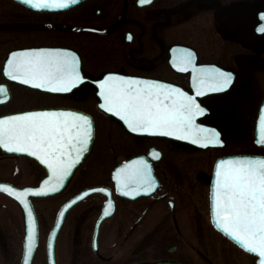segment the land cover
I'll list each match as a JSON object with an SVG mask.
<instances>
[{"label": "flooded vegetation", "instance_id": "obj_1", "mask_svg": "<svg viewBox=\"0 0 264 264\" xmlns=\"http://www.w3.org/2000/svg\"><path fill=\"white\" fill-rule=\"evenodd\" d=\"M109 1L83 0L52 11L15 1L29 12H11L10 20L0 22V84L8 89L7 99L0 100V117L28 108H72L88 115L94 126L93 146L61 181L64 187L51 195L32 197L40 232L43 219L35 200L68 192L51 210L47 264L48 236L67 202L71 205L63 214L54 243L55 264H216L217 258L229 252L226 244L233 243L212 219L216 161L237 153L264 154V146L255 143L264 99V31L259 30L264 25V0H149L143 4L123 0L115 13L108 10ZM40 13L48 14L40 20ZM40 29L49 38L40 41L35 33ZM11 39L12 46L7 47ZM36 46L74 53L85 79L60 91L31 88L8 77L4 69L10 54ZM186 53H190L191 63L177 67ZM214 68L234 73L228 88L200 86L202 73ZM110 73L183 89L208 110L195 117L196 123L215 129L223 143L197 144L196 139H203L205 133L194 135L190 142L180 135L136 132L127 127L120 115L103 106L98 82ZM25 91L36 94V103L17 104ZM249 125L254 146L247 150ZM140 157L150 165L149 192L140 191L148 186L141 177L130 175L134 168L144 169ZM45 179L57 183L52 169L38 157L0 145V183L23 187ZM97 185L102 188L74 200ZM25 228L24 208L0 189V247L4 252L13 242L10 231L16 230L23 254ZM39 244L40 236L37 250ZM22 254L18 264H22ZM11 259L0 254V264H12Z\"/></svg>", "mask_w": 264, "mask_h": 264}, {"label": "snow or ice", "instance_id": "obj_2", "mask_svg": "<svg viewBox=\"0 0 264 264\" xmlns=\"http://www.w3.org/2000/svg\"><path fill=\"white\" fill-rule=\"evenodd\" d=\"M76 0H26L37 9L64 8ZM147 3L149 0H139ZM264 17V14H261ZM264 31V25L259 28ZM180 63H191L190 53L182 55ZM7 76L41 88L67 91L85 77L79 69L74 53L66 49H25L13 51L4 69ZM234 79V73L214 68L202 73L200 86L209 90L226 89ZM104 107L120 115L128 127L136 132H167L177 136L205 133L197 143L222 144L219 133L213 128L198 125L195 117L208 110L194 96L183 89L165 82L139 77H125L110 73L99 82ZM7 86L0 84V100L7 99ZM92 135L91 118L70 109H45L25 111L0 117V145L9 150L31 153L52 169L57 183L63 181L69 170L79 161ZM257 143L264 145V108L258 119ZM156 154L155 150L152 152ZM144 169L134 168L130 175L141 177L152 190V178L147 161L138 158ZM137 162H133L136 164ZM121 170H118V172ZM217 184L213 202L218 226L238 239L250 252L259 254L258 264H264V156L236 155L221 159L216 168ZM120 179V176H117ZM47 183V181L45 182ZM27 206V192L53 191L51 188L15 190L0 184ZM107 191V189H105ZM134 195L136 193H128ZM29 216L32 214L28 207ZM107 214V211L106 213ZM32 237L29 236V253L32 252Z\"/></svg>", "mask_w": 264, "mask_h": 264}, {"label": "rangeland", "instance_id": "obj_3", "mask_svg": "<svg viewBox=\"0 0 264 264\" xmlns=\"http://www.w3.org/2000/svg\"><path fill=\"white\" fill-rule=\"evenodd\" d=\"M123 0H111L108 3V10L113 11L115 13L118 8L122 5ZM14 11L20 12V13H27L29 12L28 9L25 7L15 3L13 0H0V12H3L0 15V22L4 20H10L12 17L11 12ZM48 13H40V20H43L44 16L47 15ZM11 15V16H10ZM7 18V19H6ZM26 19V18H24ZM8 36L10 37V30H8ZM37 33V36L40 38V41H44L45 38H49V33L46 30H39ZM33 33V35H35ZM12 41L14 39L9 40L7 42L6 46L10 47L12 46ZM35 93L31 91H25L23 94L22 98H18L17 104H21L22 106H30L33 105V103H36L35 99ZM38 102V101H37ZM43 102H48L47 100H43ZM257 102L254 103L256 105ZM251 117L248 118V121L250 123ZM249 132L247 136V150L249 147L254 146V141L253 137L251 134V126L249 125ZM244 149V148H242ZM94 178V177H91ZM68 192H64L60 195H57L53 198L48 197V198H43V199H38L35 200V204L37 206V209L41 213L43 223L40 228V244L39 248L36 253L35 261L34 264H47V258H46V238H47V233H48V227L47 224L49 223V219H51V210L56 209L60 205V203L63 201V199L66 197ZM6 201V200H5ZM7 202L10 204L11 202L7 200ZM22 232V229H21ZM12 233V234H11ZM10 236H13V242L10 243L9 246V251L4 252L2 248L0 247V254L3 256L7 255L11 259L12 264H18L20 256L22 254V238L18 234L16 230L10 231ZM229 243V244H228ZM226 245L230 249L229 252L225 257L217 258V263L216 264H256V257L248 252H245L243 250H240L238 247H236L233 243L228 242ZM15 259V260H14Z\"/></svg>", "mask_w": 264, "mask_h": 264}, {"label": "water", "instance_id": "obj_4", "mask_svg": "<svg viewBox=\"0 0 264 264\" xmlns=\"http://www.w3.org/2000/svg\"><path fill=\"white\" fill-rule=\"evenodd\" d=\"M17 1H20V2L24 3L25 5H27L29 7L35 8L33 5L26 3V0H17ZM81 1L82 0H76L75 3H70V4H68L64 8H43V9H40V10H59V9H66V8L71 7V6L77 4V3L81 2ZM35 9H37V8H35ZM78 28L79 29H84V30L95 29V28H89V27H78ZM25 49H49V47H45V46H41V47H29V48H24V49H20V50H25ZM23 83L26 84V85H28V86H30V87H33V88H40V89H45V90H51V89H47V88H41L38 85H29V84H27L25 82H23ZM262 108H264V102L262 104L261 109ZM38 110H45V109H27V110H22L20 112H25V111H38ZM70 110H73L74 111L75 109H70ZM20 112H18V113H20ZM123 121L125 122V125L128 127L127 122L124 119H123ZM185 135H186V133L185 134H181L180 135V138L181 139H184V140L192 141V139L185 138ZM255 137H256L255 140L257 142V140H258V121H257V127H256ZM93 138H94V129H93V126H92V135H91V139L89 141V144L87 146V150L85 152H83V154H82L81 158L79 159V161L71 168L72 171L74 170L75 166L77 164H79L80 161H82V159H84V157L86 156V154L90 151V149H91V147L93 145ZM236 155H252V154H235V155H230V156H227V157H224V158H221V159H226L228 157L236 156ZM261 156H264V155H261ZM221 159H219L217 161V163H216L215 171H214V177H213V184H212L211 202H212V216H213V221H214L216 227L219 230H221L225 235H227L231 240H233L234 242H236L239 246H241L242 248H244L243 245H242V243L238 239L234 238L229 233H227L222 227H219L218 226V220L216 218L215 209H214L213 192H214V188H215V186L217 184L216 168H217L218 162ZM46 181H47V183H45ZM0 184H4V183H0ZM63 185H64V182L53 183L49 179H45L44 181H41L39 184H36V185H26L24 187H13V186L9 185L13 189H15V190H23V189H26V188H32V189L51 188V189H54L53 191H46V192H27V193H25L24 194L25 195V199L28 200V205L27 206L23 203V201H21L17 196L13 195L10 191H8L5 188H0V189H4V190L8 191L9 193H11L20 202V204L24 208V212H25V216H26V229H25L24 252H23V258H22V264H31V261L33 259L34 254H35V251H36V248H37V244H38V240H39V229H38L37 218H36L35 211H34L33 204H32V201H31V198L30 197L32 195H49L51 193H54L56 191H59L63 187ZM95 189H100V188L98 186L97 187H92L88 191L95 190ZM69 205H70L69 203L66 204V205H64L63 208H62V210H63L62 212H64ZM28 207H31V209H32L31 216H29ZM59 225L60 224H58L55 227V229H53V231L50 233V236H49V239H48V260H49L50 264H55L54 263L55 260H54L53 249H54V243H55V240H56V237H57V233H58V230H59ZM30 235L32 237V241H31V243H32V252L31 253H29V251H28L29 236ZM245 250H247V249H245ZM247 251H249V250H247ZM251 253H253V252H251ZM253 254L257 255V264H258V262H259V254L258 253H253Z\"/></svg>", "mask_w": 264, "mask_h": 264}]
</instances>
